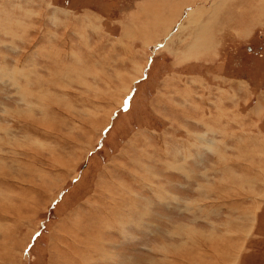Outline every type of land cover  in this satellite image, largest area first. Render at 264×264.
Listing matches in <instances>:
<instances>
[{
    "label": "rangeland",
    "instance_id": "obj_1",
    "mask_svg": "<svg viewBox=\"0 0 264 264\" xmlns=\"http://www.w3.org/2000/svg\"><path fill=\"white\" fill-rule=\"evenodd\" d=\"M230 84L226 131L208 105ZM211 129L228 150L173 152ZM87 252L264 264V0H0V264Z\"/></svg>",
    "mask_w": 264,
    "mask_h": 264
},
{
    "label": "crops",
    "instance_id": "obj_2",
    "mask_svg": "<svg viewBox=\"0 0 264 264\" xmlns=\"http://www.w3.org/2000/svg\"><path fill=\"white\" fill-rule=\"evenodd\" d=\"M201 46H203V45H201ZM238 83V85H239V87H241V88H244V86H240L241 85V82L239 83V82H237ZM249 84H251V80L249 81ZM133 86H134V83H133ZM130 88H131V85H130ZM204 88V87H203ZM229 89H222L221 90V93H215V91H214V89H212V91H211V94H212V99H214V97H216V100L215 101H212L211 103H209V107H211V108H214V109H216V112H215V116H214V118H215V120H218V125H221V126H223V127H225L226 128V131L228 130V124L227 123H229L230 124V119H228L227 117H228V115H230L232 118H231V120L232 121H234V122H238V119H237V117H236V114H237V111H239L240 112V110H237V109H235L234 107H233V105H234V103H235V99H234V94H233V92H232V90L233 89H235L234 87H233V85H231L230 84V87H228ZM217 97H218V102H217ZM262 101V100H261ZM209 102V101H208ZM229 104V105H228ZM200 105V104H199ZM202 105V104H201ZM212 105H214V106H212ZM220 114H222V116L221 117H219L220 116ZM244 116H246V114H243ZM227 116V117H226ZM249 116V115H248ZM245 118V120H244V122H245V125H244V128H246V127H250L251 128V124H249V122H251V120L250 121H246V120H249V117L246 119V117H244ZM206 126L207 127H209L207 124H206ZM247 129V128H246ZM245 131V130H244ZM247 133H243V134H241V135H243V136H250L251 134H250V131L247 129ZM210 134H212L214 137L216 136V137H219V138H217V139H215V140H213V142H210L209 144H207L206 143V140H203L202 142H200L201 143V146H199L198 144H197V147H199V148H197L195 151H191V149H189L187 146H182L181 144H184V145H187V143H185V142H181L180 143V146H178L177 147V144L174 142L173 144L175 145V147L174 146H172L171 144H170V142H168V139H171V138H164L163 140H162V144H163V146L167 143V145H170V146H172L173 148H174V150H173V152H175V154H181V153H184L185 154V156H188L186 153H197V154H200V155H204V154H206V151L205 150H207V151H209V148L210 149H212L213 151H218L217 153L218 154H220L222 151H223V149H222V146L223 147H227L228 146V148H227V150L229 149V142L227 141V140H220V135L219 134H216L215 132H214V130L213 129H211L210 130ZM229 133L227 132V135H228ZM226 135V136H227ZM202 136H205V135H202ZM155 137V136H154ZM197 137L199 138L200 137V135L199 134H197ZM226 139H228L229 140V138H228V136H227V138ZM155 141H156V139H154ZM159 142V141H158ZM160 143V142H159ZM216 144V145H215ZM215 146L217 147V149H214L215 148ZM171 147V148H172ZM207 147H208V149H207ZM165 149V151H166V147L164 148ZM182 149V150H181ZM164 151V153H167V152H165ZM182 151V152H181ZM219 158H220V156H219ZM168 166L166 167V168H169V169H171V167H172V165H173V162H171V161H169L168 162ZM119 168V167H118ZM106 172H108V171H106ZM109 173V172H108ZM130 178H132V177H130ZM128 199H130V203H129V205H128V209L130 210L131 208H133V207H135L134 206V204H133V202L135 203V201H137L138 200V198H137V196L134 194V192L132 191V192H130V194H129V196H128ZM86 205V204H85ZM116 201L114 202V206H111V208H113L114 207V212L112 213V215L113 216H116V217H118V215H117V213H121V216L120 217H123V221L122 222H124V218L127 216V214H126V211L127 210H124L123 208H122V211H121V209L120 208H117L116 206ZM87 207H90V208H92V207H95V205L94 206H87ZM93 209V208H92ZM94 210V209H93ZM135 210H137V212H138V214H139V208L138 207H136V209ZM129 212V211H128ZM70 215L69 216H71V215H73V218H72V220L70 221L71 223H70V225H68L67 224V226L68 227H70V226H74L77 230H80L79 228H77L76 227V224L77 223H81L82 225H83V219H77V217L78 216H81L82 215V213H80L79 215L77 214V210H75V211H73V212H71V213H69ZM87 215V214H86ZM241 215H244V214H242L241 213ZM245 216V215H244ZM87 220V219H86ZM99 220V219H98ZM97 220V221H98ZM88 221V220H87ZM99 222H100V220H99ZM103 223H105V224H108V223H110V220L109 219H105L104 221H103ZM122 225H124L123 223L121 224V225H116L115 224V226H116V228H117V226H122ZM68 227H66V229H68ZM109 227V229L110 228H112V226H108ZM137 227H139V221H137V222H135V224L133 225V229H135V228H137ZM121 228V227H120ZM118 229H119V227H118ZM107 230H108V228H107ZM120 230V229H119ZM95 231V230H94ZM92 234V233H91ZM83 239H85L86 241L85 242H87L88 243V245H89V247L88 246H85V244L84 245H81V244H79V245H77V246H74L73 244V248L72 247H68V249L67 250H71L73 253L75 252V251H78V250H82L83 251V248L86 250V249H91L92 251L93 250H95V249H97V248H95L94 246H92V245H95L94 243H96V244H99V243H101V241H102V239H101V236H94V235H91V236H83ZM72 240V239H71ZM72 242V241H71ZM74 243H78V242H74ZM18 244L20 245V241H18ZM27 244V243H26ZM168 244H170V242L168 243ZM62 245V244H61ZM86 252V251H85ZM73 253H71V254H73ZM103 254L105 255V257H106V259H111L112 257L108 254V252H106V251H104L103 250ZM76 257H75V261H76V263H77V259L79 258V254H76L75 255ZM78 256V257H77ZM87 257H88V259L87 260H85L84 262H80V263H82V264H95V255H94V253L93 252H90V253H88L87 252ZM89 257H92V260H90V261H88L89 260ZM68 258V257H67ZM232 259V258H231ZM78 264V263H77ZM119 264V263H118Z\"/></svg>",
    "mask_w": 264,
    "mask_h": 264
},
{
    "label": "bare ground",
    "instance_id": "obj_3",
    "mask_svg": "<svg viewBox=\"0 0 264 264\" xmlns=\"http://www.w3.org/2000/svg\"><path fill=\"white\" fill-rule=\"evenodd\" d=\"M198 47V46H197ZM200 47V46H199ZM118 186V185H117ZM123 204V203H122ZM135 206V205H134ZM111 256V255H110Z\"/></svg>",
    "mask_w": 264,
    "mask_h": 264
}]
</instances>
